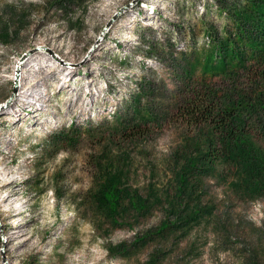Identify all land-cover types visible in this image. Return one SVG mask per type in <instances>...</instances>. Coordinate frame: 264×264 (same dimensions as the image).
Listing matches in <instances>:
<instances>
[{
    "label": "rangeland",
    "instance_id": "374dc122",
    "mask_svg": "<svg viewBox=\"0 0 264 264\" xmlns=\"http://www.w3.org/2000/svg\"><path fill=\"white\" fill-rule=\"evenodd\" d=\"M59 1L0 0L16 34L0 39V264H264V163L251 192L220 133L186 118L207 91L240 95L264 162V52L236 75L189 67L240 0ZM105 172L122 176L114 218L96 203Z\"/></svg>",
    "mask_w": 264,
    "mask_h": 264
},
{
    "label": "trees",
    "instance_id": "16d2710c",
    "mask_svg": "<svg viewBox=\"0 0 264 264\" xmlns=\"http://www.w3.org/2000/svg\"><path fill=\"white\" fill-rule=\"evenodd\" d=\"M53 1L56 2V0ZM68 1L61 0L59 5H63ZM240 2L241 4H237L238 11L227 12L226 20L229 19V22L225 23L224 36L214 46H210V50L206 53L202 62H191L189 64L192 72L197 69L200 70L202 79L239 74V72L245 70L247 63H252L246 62L248 59L260 58L264 52V0H240ZM232 26L234 27V33L237 35L235 38L237 44L241 48L248 49V54L245 51H237L235 49L231 36H229L230 34L226 33L227 29ZM248 27H251V30L256 33L245 36L240 34V30ZM0 36L2 41L7 42L15 38L16 34L6 28L1 31ZM255 63L263 65L262 67L264 68V62ZM210 96L211 93L207 91L204 95L205 99L201 98V102L198 103V106L193 107L192 112L187 113L186 118H193L196 124L202 123L218 131L222 136L223 148H225L227 157L237 165L241 176L251 179L246 184L249 187V191H259L263 187V183L260 182L259 178L264 162L260 157L257 158L256 150H254L252 143L243 133L247 121H250L251 117L254 116L253 110H251L252 107L245 102H241L240 95H237L238 99L231 101L224 107L216 104ZM147 116L146 114L143 117L148 119ZM184 167L185 169L179 173L177 179V190L179 193H183L187 189L185 186V173L187 170L194 168L195 163L189 158L186 160ZM99 179V190L96 193L97 207L105 209L114 218L121 209L122 203L125 202V193L121 188L122 176L118 172H105ZM129 201L135 210H138L137 208L140 210L144 209L140 199L137 202L130 197ZM173 225L175 224L171 226ZM168 227L169 224L166 223L161 230Z\"/></svg>",
    "mask_w": 264,
    "mask_h": 264
},
{
    "label": "water",
    "instance_id": "95a60500",
    "mask_svg": "<svg viewBox=\"0 0 264 264\" xmlns=\"http://www.w3.org/2000/svg\"><path fill=\"white\" fill-rule=\"evenodd\" d=\"M30 54L26 55V56H22L17 64V67H16V79L17 81L19 80V74H20V65H22L24 63V61L27 59V57L29 56ZM0 225H2V222L0 221Z\"/></svg>",
    "mask_w": 264,
    "mask_h": 264
},
{
    "label": "bare ground",
    "instance_id": "6f19581e",
    "mask_svg": "<svg viewBox=\"0 0 264 264\" xmlns=\"http://www.w3.org/2000/svg\"><path fill=\"white\" fill-rule=\"evenodd\" d=\"M36 54H38V52H36V53H34V54H32V55H30V56L27 57V59L24 61V63H23L22 65H20V70H21V71H22L24 65L27 63V61H28L32 56H34V55H36ZM23 103H28V98H27V96L24 97V102H23Z\"/></svg>",
    "mask_w": 264,
    "mask_h": 264
}]
</instances>
